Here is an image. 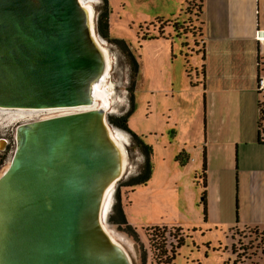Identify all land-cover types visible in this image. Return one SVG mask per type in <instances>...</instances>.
I'll return each mask as SVG.
<instances>
[{
  "label": "water",
  "instance_id": "1",
  "mask_svg": "<svg viewBox=\"0 0 264 264\" xmlns=\"http://www.w3.org/2000/svg\"><path fill=\"white\" fill-rule=\"evenodd\" d=\"M105 67L80 0H0V108L91 106ZM108 114L18 125L0 176V264H132L101 215L106 189L126 175Z\"/></svg>",
  "mask_w": 264,
  "mask_h": 264
},
{
  "label": "rangeland",
  "instance_id": "2",
  "mask_svg": "<svg viewBox=\"0 0 264 264\" xmlns=\"http://www.w3.org/2000/svg\"><path fill=\"white\" fill-rule=\"evenodd\" d=\"M93 1L96 32L109 49L112 60L110 80L115 102L107 119L114 131H121L125 136L128 160L126 175L114 187L113 203L105 217L106 227L126 248L132 264H264V228H231L227 223L206 222L202 206L204 193L197 176L201 168H196L199 159L195 153L191 154L189 162L186 157L184 164L176 161L181 153L177 151V141H182L187 129L180 108H187L192 100L195 106L201 107L203 97H189L186 90L172 101L169 91L181 90L188 82L199 81L196 68H200L201 56L192 35L181 33L183 28L178 29L183 35L177 34L181 39L169 38L168 34L175 36V24L177 21L178 25L183 24L188 16L191 24L198 26V1L183 0L176 14L179 18L172 15L161 21L159 14L166 6L156 0H108L111 13L107 39L98 30V19L107 2ZM162 13V16L169 15ZM160 31L166 39H157ZM146 35L153 38H145ZM115 41L127 45L139 64L128 128L153 151L151 176L141 184L127 182L140 173L144 154L130 133L110 122V118H119L131 108L129 57ZM50 113L38 112L34 118ZM16 118L5 112L0 114V140L5 141L4 147L0 142L3 158L0 173L10 164L15 151V132L22 123ZM118 194L127 225L134 229L136 236L123 230L126 225L121 229L116 223L120 218L116 208ZM180 238L183 243L176 248Z\"/></svg>",
  "mask_w": 264,
  "mask_h": 264
},
{
  "label": "crops",
  "instance_id": "3",
  "mask_svg": "<svg viewBox=\"0 0 264 264\" xmlns=\"http://www.w3.org/2000/svg\"><path fill=\"white\" fill-rule=\"evenodd\" d=\"M156 1L166 6L162 12L169 13L162 16L161 12V21L166 16L179 18L176 14L183 0ZM202 2L200 33L184 31L190 21L188 15L181 32L191 34L199 48L201 64L196 74L200 79L169 93L175 101L187 90L189 97L202 96L203 106H195L192 100L187 108H180L187 129L182 141H177V151L184 153L186 162L196 153L201 185L205 161L206 187L202 185V189L206 222L227 223L231 228H264V144L259 140L264 97L257 90L258 78L264 74V59L256 41L257 31L264 29V0ZM174 33L168 37L181 39L177 35L180 32ZM165 37L160 31L157 39ZM185 74L190 80L189 73Z\"/></svg>",
  "mask_w": 264,
  "mask_h": 264
},
{
  "label": "bare ground",
  "instance_id": "4",
  "mask_svg": "<svg viewBox=\"0 0 264 264\" xmlns=\"http://www.w3.org/2000/svg\"><path fill=\"white\" fill-rule=\"evenodd\" d=\"M80 1H81V4L83 5V7L85 8V10L88 14L89 24H90V28L92 30V33L94 34V39H95L96 43L98 44V46L103 51L104 56H105V60H106V67H105L104 72L102 73L101 77L97 81L94 82V84L92 86L93 87L92 95H93V100H94L93 105L82 106L79 108H55V109L52 108V109H48V110H40V109L35 110L34 109V110H30V111H24V110L5 111V108H3L4 110L0 109V114H2L3 112L8 113V114H12V117L13 116L17 117L16 119H18V122L25 123V122L34 121V120H43V119H47V118L62 116V115H66V114H70V113H74V112H78V111H84V110H92V109H100L101 108L106 112V114L108 112H112L114 110L112 108V105L115 102L114 101V89H113V83L110 80L111 70H112V60H111L110 52H109V49L107 48V46L104 44V42L98 37L97 33L94 32V28H95V25H94V23H95V9H94V5H93L94 1L93 0H80ZM38 112H39V114H40V112H43V113L44 112H51V113L46 117L36 119V118H34V116ZM113 130L114 129L112 127L108 128L109 135H110L112 141L114 142V144L117 146V148L121 154V171H120V176H121L122 174L125 175V173L127 171V167H128L127 152H126V148L124 145L125 136L122 134L121 131H117V132L115 131L114 132ZM1 145H2V147H4V143H1ZM8 167H9V165L7 167H5V169L0 173V176H2V174L7 170ZM116 184H117L116 181L112 182L104 193V202H103L102 210H101V215H102V218H104V219H105L106 215L109 213L110 208L112 206L113 191H114V187ZM103 227H104V230L106 231V233L111 238V240L114 243L121 246L122 248H124L126 253L129 255L126 248L119 242V240L116 239V237L106 227L105 223H104Z\"/></svg>",
  "mask_w": 264,
  "mask_h": 264
},
{
  "label": "trees",
  "instance_id": "5",
  "mask_svg": "<svg viewBox=\"0 0 264 264\" xmlns=\"http://www.w3.org/2000/svg\"><path fill=\"white\" fill-rule=\"evenodd\" d=\"M105 1L107 2V6L105 7V11L99 16L98 30H99L100 35L103 38L107 39V38H109V15H110L111 11L109 8L108 0H105ZM197 1H198V4L196 5L197 12H198L197 18H199V22H198V20H196V21L198 22V24H197L198 26H196V24H194V25L191 24V22H192L191 18H190V21L187 22V25H186V27H187L186 30L190 33H194L195 35H198L201 31L202 23H201L200 17H201V13H202V9H203L202 0H197ZM168 23H170V22H168ZM175 27H176L177 32H179L178 29L183 28V24H181V25L175 24ZM188 32H186V33H188ZM145 38H153V37L146 35ZM115 42L120 45V47L124 50V52L129 57V62H130V66H131V73H132L131 74V86L129 88L131 108L125 115H123L119 118H110V122L112 124H114L115 126L121 128L122 130H125L128 133H130L132 135L134 141L136 142L137 146L140 148V150L144 154L145 160H144L143 165L141 166L140 173L136 177L132 178L131 180H129L127 182V184H129V185L134 184L135 182L141 184V183H145L146 180H148L151 176V172H152L151 171L152 170V165H151L152 148L149 145H146L144 143V141L142 140V138H140L138 135L132 133L128 128L129 117H130V115L134 109V105H133L134 96H133L132 90H133V87H134V84H135V81H136V78L138 75L139 64L137 62V59L133 55L132 51L130 50V48L127 45H124V44L121 45L120 43L122 41L121 42L115 41ZM260 111H261V119H263L264 118V103H261ZM183 156H184V153H180L179 156L176 158V160L179 161L180 163L184 164L185 161L183 160ZM2 163H3V158L0 159V166ZM205 171H206V164L204 161L203 167H202V178H203V184L202 185L204 187H206ZM117 198H118V201H117L116 208H117L118 215L120 216V218L116 221V223L119 225V227L121 229H122V227H121L122 225H126V227L123 228V230H125L131 236H136V232L134 231V229H132L130 226L127 225L125 215L123 214V211L121 209L122 205H121V200H120V194H118ZM202 204L204 206V214L206 215L205 195H204V199L202 201ZM182 243H183V239L180 238L178 240V244H177L176 248H179L182 245Z\"/></svg>",
  "mask_w": 264,
  "mask_h": 264
},
{
  "label": "built area",
  "instance_id": "6",
  "mask_svg": "<svg viewBox=\"0 0 264 264\" xmlns=\"http://www.w3.org/2000/svg\"><path fill=\"white\" fill-rule=\"evenodd\" d=\"M256 41L259 46L260 55L264 59V29H260L256 33ZM257 90L264 97V74L260 75L257 81ZM259 140L264 144V118L260 120ZM15 142V140H14ZM2 159V156H0Z\"/></svg>",
  "mask_w": 264,
  "mask_h": 264
}]
</instances>
